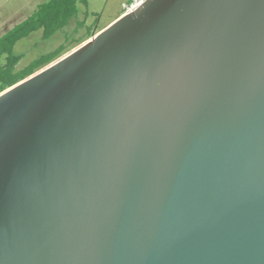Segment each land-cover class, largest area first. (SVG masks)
Listing matches in <instances>:
<instances>
[{
    "label": "water",
    "instance_id": "95a60500",
    "mask_svg": "<svg viewBox=\"0 0 264 264\" xmlns=\"http://www.w3.org/2000/svg\"><path fill=\"white\" fill-rule=\"evenodd\" d=\"M0 264H264V0H144L1 91Z\"/></svg>",
    "mask_w": 264,
    "mask_h": 264
},
{
    "label": "trees",
    "instance_id": "16d2710c",
    "mask_svg": "<svg viewBox=\"0 0 264 264\" xmlns=\"http://www.w3.org/2000/svg\"><path fill=\"white\" fill-rule=\"evenodd\" d=\"M77 2L85 3V0H43L31 14L0 35V92L56 60L97 32L89 30L86 36L75 40L70 46L59 45L52 51L40 54L26 65L19 66L22 55L14 52V44L20 38L37 29H41L42 38H48L57 31H62L66 37L68 33L65 28L72 20L74 26L71 31H76L83 24L78 19Z\"/></svg>",
    "mask_w": 264,
    "mask_h": 264
},
{
    "label": "rangeland",
    "instance_id": "374dc122",
    "mask_svg": "<svg viewBox=\"0 0 264 264\" xmlns=\"http://www.w3.org/2000/svg\"><path fill=\"white\" fill-rule=\"evenodd\" d=\"M42 1L43 0H0V35L11 28L14 23L20 22L31 14L36 8V3H41ZM106 1L107 0H85V3L77 2V10L80 11L79 13L82 12L83 15L85 14V20L76 31H71L74 26V20H72L65 28L68 33L66 37H64L62 31H57L48 38H42L41 29H37L17 40L14 44V52L22 55L19 66L26 65L40 54L52 51L59 45H64L65 47L70 46L75 40L79 39L84 32L92 30L93 27L103 25L113 14V8H111L108 3L105 6ZM23 5L24 7L26 6V8L21 12H17V10L14 9L15 7ZM4 23H8L7 26H5L6 24Z\"/></svg>",
    "mask_w": 264,
    "mask_h": 264
},
{
    "label": "crops",
    "instance_id": "0c3cea01",
    "mask_svg": "<svg viewBox=\"0 0 264 264\" xmlns=\"http://www.w3.org/2000/svg\"><path fill=\"white\" fill-rule=\"evenodd\" d=\"M27 1V0H26ZM128 0H107L105 3V6L107 5V3L111 6V8H113V14L110 16V18L101 26L99 27H93L92 28V32L98 31L100 29H102L103 27L107 26L109 23H111L113 20H115L118 16H120L122 13H124V9H123V3L127 2ZM40 2L36 3V7ZM26 8V6H20V7H15L14 9L17 10V12H21ZM80 11H78V19L81 21L85 20V16L83 15V13H79ZM22 18V17H21ZM23 20V19H22ZM6 24V23H4ZM8 24V23H7ZM7 24L5 26H7ZM16 23H14L13 25H15ZM6 28V27H5ZM7 31V30H6ZM88 31L84 32L81 37L86 36ZM85 41V40H84ZM82 43V42H81ZM79 45V44H78ZM77 46V45H76ZM76 46L72 47L70 50H72L73 48H75ZM70 50H68L67 52H69ZM66 53V52H65ZM64 53V54H65ZM63 55V54H62Z\"/></svg>",
    "mask_w": 264,
    "mask_h": 264
},
{
    "label": "built area",
    "instance_id": "2783aa9c",
    "mask_svg": "<svg viewBox=\"0 0 264 264\" xmlns=\"http://www.w3.org/2000/svg\"><path fill=\"white\" fill-rule=\"evenodd\" d=\"M144 0H128L127 2L123 3L124 12H128L134 10L138 7Z\"/></svg>",
    "mask_w": 264,
    "mask_h": 264
}]
</instances>
